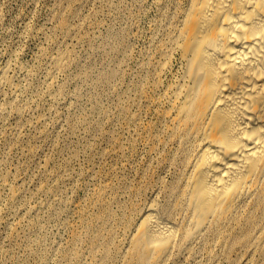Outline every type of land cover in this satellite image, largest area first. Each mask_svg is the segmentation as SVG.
<instances>
[{"label":"rangeland","instance_id":"rangeland-1","mask_svg":"<svg viewBox=\"0 0 264 264\" xmlns=\"http://www.w3.org/2000/svg\"><path fill=\"white\" fill-rule=\"evenodd\" d=\"M184 2L0 0V264H138L127 250L151 203L184 225L165 116ZM249 209L168 264H264Z\"/></svg>","mask_w":264,"mask_h":264},{"label":"bare ground","instance_id":"bare-ground-1","mask_svg":"<svg viewBox=\"0 0 264 264\" xmlns=\"http://www.w3.org/2000/svg\"><path fill=\"white\" fill-rule=\"evenodd\" d=\"M170 47L180 68L166 88V131L184 151L185 223L164 220L151 203L127 250L138 264H168L241 207H250L246 221L253 210L264 218V0H185ZM249 233L250 250L262 251L264 220Z\"/></svg>","mask_w":264,"mask_h":264}]
</instances>
